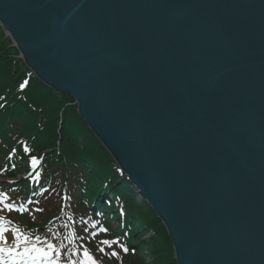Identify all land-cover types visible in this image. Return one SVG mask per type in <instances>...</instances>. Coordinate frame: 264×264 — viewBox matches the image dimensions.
Returning a JSON list of instances; mask_svg holds the SVG:
<instances>
[{"label": "water", "instance_id": "1", "mask_svg": "<svg viewBox=\"0 0 264 264\" xmlns=\"http://www.w3.org/2000/svg\"><path fill=\"white\" fill-rule=\"evenodd\" d=\"M0 26L177 264H264V0H0Z\"/></svg>", "mask_w": 264, "mask_h": 264}, {"label": "trees", "instance_id": "2", "mask_svg": "<svg viewBox=\"0 0 264 264\" xmlns=\"http://www.w3.org/2000/svg\"><path fill=\"white\" fill-rule=\"evenodd\" d=\"M10 45L0 29V174L15 180L9 190L1 191V225L15 235L22 230L24 237L36 244L39 240L42 247L51 242L58 247L68 220L76 236L77 255H83L94 245L101 224L109 217L120 220V208L123 232L129 235L128 243L134 244V249H125L122 264H177L164 226L144 202L135 201L128 182L117 176L113 160L77 115L73 99L29 77ZM26 77L28 86L21 89ZM31 159H40L38 183L19 179ZM102 190L113 201L103 202ZM106 205L109 213L102 221L93 207ZM75 208L84 212L75 213ZM120 230L117 227L108 238L117 237ZM148 233L152 237L142 241ZM118 244L119 240L112 243L115 250Z\"/></svg>", "mask_w": 264, "mask_h": 264}, {"label": "snow or ice", "instance_id": "3", "mask_svg": "<svg viewBox=\"0 0 264 264\" xmlns=\"http://www.w3.org/2000/svg\"><path fill=\"white\" fill-rule=\"evenodd\" d=\"M2 235V234H0ZM16 244L11 247L2 246L8 244L5 239L0 241V264H58L61 253L56 252L51 244L46 247H38L36 244L28 246L27 242L22 243V238L17 236ZM39 240L37 244H40ZM82 264H95L87 252L84 254ZM113 256L116 253H112Z\"/></svg>", "mask_w": 264, "mask_h": 264}, {"label": "rangeland", "instance_id": "4", "mask_svg": "<svg viewBox=\"0 0 264 264\" xmlns=\"http://www.w3.org/2000/svg\"><path fill=\"white\" fill-rule=\"evenodd\" d=\"M3 39H7V38H5V36H4V34H3ZM10 47H12L13 48V46L12 45H10ZM17 58H18V56H16ZM3 179H5V178H3ZM1 182H3V184L4 185H6V186H9V184L10 183H12L13 181H9V180H3V181H1L0 180V183ZM140 198V197H139ZM75 210V213H82V211L84 212V210L83 209H81V208H75L74 209ZM75 219V218H74ZM112 224H113V226H116V224H115V222H112ZM69 228L70 227V224L68 223V220H66V224H63V228ZM73 227V226H72ZM74 228L76 229V228H78V224H74ZM83 240H84V238H83ZM66 245H68L67 246V250H68V253L67 254H70V251H72V249H73V247H74V244H73V241L71 240V239H69V240H67L66 241ZM73 252V251H72ZM86 252L89 254V256H91V258H93L95 255H96V253L98 252V246H97V244H95V245H92L90 248H88L87 250H86ZM84 260V255L81 257V260H80V262H79V264H82V261ZM74 262L75 261H70L69 260V263L68 264H74ZM78 263V262H77Z\"/></svg>", "mask_w": 264, "mask_h": 264}, {"label": "bare ground", "instance_id": "5", "mask_svg": "<svg viewBox=\"0 0 264 264\" xmlns=\"http://www.w3.org/2000/svg\"><path fill=\"white\" fill-rule=\"evenodd\" d=\"M4 34H5V32H3ZM5 38H7V39H9V36H6V34H5ZM10 40V39H9ZM12 42V41H11ZM15 47V46H14ZM16 49V48H15ZM17 50V49H16ZM17 53H19V51L17 50ZM32 72V71H31ZM33 73V72H32ZM34 74V73H33ZM38 79V78H37ZM38 81H40L42 84H44L45 86H47L45 83H43L42 81H41V79H38ZM29 83V82H28ZM26 86H28V84H21V87H26ZM48 87V86H47ZM50 88V87H49ZM51 90H52V88H50ZM53 91V90H52ZM55 92V91H54ZM57 94H59V95H67V96H69L68 94H60V93H57ZM72 98V97H71ZM84 124L86 125V123L84 122ZM87 126V125H86ZM88 128V127H87ZM88 130L90 131V129L88 128ZM91 132V131H90ZM92 133V135H94V137H96L95 136V134L93 133V132H91ZM97 139V138H96ZM97 141H98V139H97ZM98 143L101 145V147H103L104 149H105V151L108 153V151L106 150V148L104 147V146H102V144L100 143V141H98ZM109 154V156L111 157V159H113L112 158V156H111V154L110 153H108ZM119 168V167H118ZM115 171H117L116 170V168H115ZM124 179V181H127L128 182V184H130L131 186L129 187V191L131 192H134V194H139V191L136 189V187L131 183V181L128 179V177H124L123 178ZM121 182V181H120ZM119 182V183H120ZM118 183V184H119ZM125 187H127V185H124ZM102 192H103V190H102ZM104 193V192H103ZM134 194H132V195H134ZM106 195H109V196H111L108 192L106 193ZM103 197V196H102ZM109 198L108 197H105V198H103L102 200H103V202H106L107 200H108ZM141 199H143V198H141ZM143 200H145V199H143ZM121 203H123V201L122 202H120L119 204H117V206L118 205H120ZM131 205V202H129V206ZM147 207H149V204L147 203ZM102 209H108V205H106L105 206V208H102ZM124 213V212H123ZM155 216H156V218L163 224V222L158 218V216L155 214ZM123 217H121L120 218V220H117L118 222H123ZM102 221H104L105 220V218L104 217H102V219H101ZM164 225V224H163ZM165 227V226H164ZM166 229V228H165ZM166 232H167V229H166ZM168 234V233H167ZM168 238H169V235H168ZM169 240H170V238H169ZM171 241V240H170ZM173 247V246H172Z\"/></svg>", "mask_w": 264, "mask_h": 264}]
</instances>
